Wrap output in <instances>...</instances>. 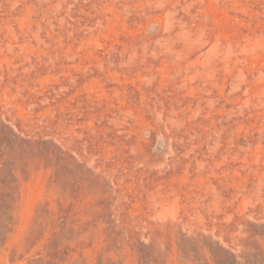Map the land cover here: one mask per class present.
<instances>
[{
    "label": "rangeland",
    "instance_id": "obj_1",
    "mask_svg": "<svg viewBox=\"0 0 264 264\" xmlns=\"http://www.w3.org/2000/svg\"><path fill=\"white\" fill-rule=\"evenodd\" d=\"M0 264H264V0H0Z\"/></svg>",
    "mask_w": 264,
    "mask_h": 264
}]
</instances>
